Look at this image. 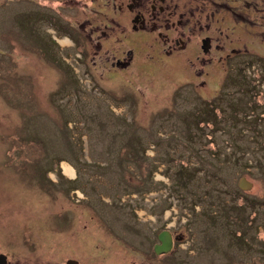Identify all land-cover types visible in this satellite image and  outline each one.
Wrapping results in <instances>:
<instances>
[{
    "label": "rangeland",
    "instance_id": "1",
    "mask_svg": "<svg viewBox=\"0 0 264 264\" xmlns=\"http://www.w3.org/2000/svg\"><path fill=\"white\" fill-rule=\"evenodd\" d=\"M113 2L0 0V255L264 264L256 28L236 22L252 40L241 31L238 56L199 77L186 53L161 59L137 43ZM219 85L224 99L214 98ZM164 231L172 248L156 254Z\"/></svg>",
    "mask_w": 264,
    "mask_h": 264
},
{
    "label": "flooded vegetation",
    "instance_id": "2",
    "mask_svg": "<svg viewBox=\"0 0 264 264\" xmlns=\"http://www.w3.org/2000/svg\"><path fill=\"white\" fill-rule=\"evenodd\" d=\"M112 4L114 12L120 13L130 26L129 35L139 37L137 43L149 44L161 59L186 53L189 62H199L194 72L199 77L215 74L218 66L238 56L240 52L235 47L243 44L237 38L241 31L252 40L251 29L232 30L238 21L255 27L254 38L260 39V46L264 45V0H119L118 4ZM239 14L242 15L240 19ZM130 60L132 57L111 65L124 67ZM215 93L214 98L218 99L228 94L221 85L216 86ZM208 102L213 108L221 105L212 98ZM0 263L8 264V261L3 257Z\"/></svg>",
    "mask_w": 264,
    "mask_h": 264
},
{
    "label": "water",
    "instance_id": "3",
    "mask_svg": "<svg viewBox=\"0 0 264 264\" xmlns=\"http://www.w3.org/2000/svg\"><path fill=\"white\" fill-rule=\"evenodd\" d=\"M159 243L155 245L154 252L156 254L168 253L172 248V239L169 232L164 231L158 235ZM3 255H0V261L3 259ZM67 264H77L76 261H68Z\"/></svg>",
    "mask_w": 264,
    "mask_h": 264
},
{
    "label": "bare ground",
    "instance_id": "4",
    "mask_svg": "<svg viewBox=\"0 0 264 264\" xmlns=\"http://www.w3.org/2000/svg\"><path fill=\"white\" fill-rule=\"evenodd\" d=\"M62 43H64V42H62ZM62 169H63L65 174H70V175L74 174L73 169L69 165H63Z\"/></svg>",
    "mask_w": 264,
    "mask_h": 264
},
{
    "label": "trees",
    "instance_id": "5",
    "mask_svg": "<svg viewBox=\"0 0 264 264\" xmlns=\"http://www.w3.org/2000/svg\"><path fill=\"white\" fill-rule=\"evenodd\" d=\"M208 110H210V109H208ZM214 113L216 114V112L214 111ZM201 121V120H200ZM239 234H241V233H239ZM238 241H240L241 242V240L240 239H237Z\"/></svg>",
    "mask_w": 264,
    "mask_h": 264
}]
</instances>
